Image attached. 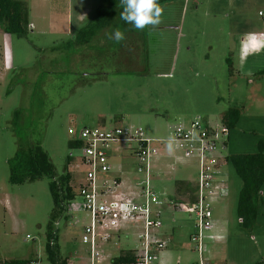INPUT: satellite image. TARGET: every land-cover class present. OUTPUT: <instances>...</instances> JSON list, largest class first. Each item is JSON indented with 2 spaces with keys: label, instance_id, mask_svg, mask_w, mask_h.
<instances>
[{
  "label": "rangeland",
  "instance_id": "374dc122",
  "mask_svg": "<svg viewBox=\"0 0 264 264\" xmlns=\"http://www.w3.org/2000/svg\"><path fill=\"white\" fill-rule=\"evenodd\" d=\"M26 1L31 3L33 20L40 22L43 10L39 1ZM65 1H61L62 5ZM251 2H165L161 4L164 13L158 26L137 31L136 37L123 48L113 50L108 49L109 43L102 37L103 51L88 48L81 55L74 54L71 64L68 62L61 70L54 60L60 62L65 54L58 55L64 48L60 46L73 40L92 19L100 0H74L77 16L86 13L85 20L77 23L74 35L53 37L36 30L25 38L9 34L13 69L7 82L0 85V264L12 259L51 264L46 251L48 224L54 208L50 180L9 182L8 161L17 150L13 123L18 108L28 111L25 115L33 126L32 140L47 151L59 174L63 173L67 157L72 153L68 168L76 188L83 174L78 159L80 151L70 146L73 140L70 128L133 125L142 127L151 138H166L179 125L188 124L196 117L203 118L205 123L220 125V116L230 107H238L242 114L237 125L230 129L224 155L258 151V142L264 140V110L256 103L259 94L255 93L254 85L248 84L247 76L239 74L241 51L234 46L245 16L241 14L246 9L251 16L263 19L258 11L264 12V0ZM38 80L41 83L46 80L42 89L37 90L45 92L46 103L42 113L29 117L28 99L32 84ZM9 85L13 89L7 93ZM117 161L119 164L121 161L124 168L114 169L111 175H121L130 183L128 187L135 186L139 176L135 162L131 159ZM172 162L162 167L167 168V174L163 171L156 176L154 169L152 174L159 194L162 196L167 191L162 203L156 206L162 222L158 236L166 242V246L156 252L157 262L193 264L199 260L196 243L191 239L195 218L181 204L186 198L184 193L194 191L198 170L189 159H179L175 167L170 165ZM220 170V179L228 193L211 200L214 225L206 232L207 262L264 264V203L259 207L254 227H242L237 215L242 180L230 161ZM180 181L183 182L182 193L178 192ZM262 197L264 202V186ZM82 206V197L77 194L54 224L60 255L68 258V264H83L88 256L81 236L90 216ZM141 225L138 222L136 228L127 231L128 237L123 233L119 240H113L111 251L135 247Z\"/></svg>",
  "mask_w": 264,
  "mask_h": 264
},
{
  "label": "built area",
  "instance_id": "2783aa9c",
  "mask_svg": "<svg viewBox=\"0 0 264 264\" xmlns=\"http://www.w3.org/2000/svg\"><path fill=\"white\" fill-rule=\"evenodd\" d=\"M69 133L72 141L79 143L78 159L83 177L77 194L81 195L82 207L90 216V222L84 226L81 236L82 244L88 248L83 264H158L156 252L164 248L166 242L158 236L162 222L161 212L156 206L162 203V196L166 197L167 191L162 196L159 194L153 185L152 174L154 162L162 155L167 156V161H173L170 164L172 167L181 158L191 160L197 167L198 179L194 191L184 193L186 198L182 199L181 206L195 218L191 239L199 253L198 264L210 263L205 256V239L206 232L214 225L211 200L228 193L220 179V169L227 161L224 151L230 134L228 126L222 122L212 125L196 117L188 124L179 125L166 138H151L142 127L133 125L110 128L86 126L70 128ZM169 138H174L171 152L168 149ZM124 151L127 153L124 154ZM119 159H131L139 174L136 189L129 193H121L118 177L111 175L117 165L122 166L121 161L120 164L117 161ZM166 165L169 166L168 162ZM154 172L157 175L155 169ZM138 222L142 223V229L137 232L138 243L135 247L126 248L132 251L134 259L116 261L123 247L116 252L111 251L113 240H119L123 233L128 237L127 231L136 228ZM132 223L135 225H130ZM115 253L118 255L114 257Z\"/></svg>",
  "mask_w": 264,
  "mask_h": 264
},
{
  "label": "trees",
  "instance_id": "16d2710c",
  "mask_svg": "<svg viewBox=\"0 0 264 264\" xmlns=\"http://www.w3.org/2000/svg\"><path fill=\"white\" fill-rule=\"evenodd\" d=\"M171 0H158L161 5ZM123 11L121 0H100L94 16L88 23L82 27L73 40L68 44L61 45L58 55H62L60 62L56 60L59 70L68 62L71 64L72 55H81L88 48H97L104 50L100 46L102 37L108 42V49L123 48L133 37H136L137 31L131 24H126L120 19V13ZM0 24L3 30L15 35L18 38H25L32 30L30 21V8L23 0H0ZM119 28L125 34V40L117 43L109 36L115 29ZM133 33L131 36L130 34ZM130 35V36H129ZM127 42V43H126ZM58 47V46H57ZM107 49V48H105ZM63 50V51H62ZM64 56H66L64 58ZM53 65V64H51ZM61 67V68H60ZM264 76V69L256 73V77ZM46 80H44L45 82ZM40 80L34 81L33 91L29 95V117L37 116L42 113V107L46 103L45 92H38L41 88ZM13 85V81L10 85ZM15 83L14 85H16ZM9 85L8 92L13 89ZM40 106V107H39ZM44 109V108H43ZM22 108H18L14 112V133L17 137V150L15 155L8 161L10 167L9 182L11 184H21L24 182H34L43 178L50 180V190L54 200V208L48 224L46 251L51 264H68V258L60 255V247L57 243L58 236L54 230L55 221L61 218L67 206L77 195V188L72 185L73 175L69 171V163L72 161V155L67 157V162L63 173L59 174L47 151L41 144L32 140L33 126L29 123L27 115ZM28 113V111H27ZM242 110L238 107H230L221 116V122L228 126L229 129L234 128L240 120ZM78 142L72 141L71 147H77ZM242 180V187L239 192L237 202V215L240 225L246 229L253 228L259 215V207L264 203L262 197V189L264 186V140L258 142V151L255 153H239L227 156ZM182 181L177 183L178 192L181 191ZM134 259L132 251L126 249L116 258L118 262H129ZM32 259H12L6 261L5 264H32ZM193 264H198L194 262Z\"/></svg>",
  "mask_w": 264,
  "mask_h": 264
},
{
  "label": "crops",
  "instance_id": "0c3cea01",
  "mask_svg": "<svg viewBox=\"0 0 264 264\" xmlns=\"http://www.w3.org/2000/svg\"><path fill=\"white\" fill-rule=\"evenodd\" d=\"M38 4L42 6V14L40 22L36 23L32 18V6L28 1L25 2L30 8V21L32 32L35 30L41 34H47L53 37H64L71 36L75 33V27L79 26L80 23L85 20L86 13H81L77 16L75 12L74 0H66L65 5H62V0H38ZM250 0V4H251ZM264 7V6H263ZM246 9L245 15L242 20L241 30L239 32L238 38L234 40L235 48L238 47V51H241L239 74H244L248 77V84L254 85L255 93H258L256 97V103L259 107L264 110V76L256 77V73L264 69V12L263 10L258 11V15L263 19L259 20L254 15H250ZM90 12V11H89ZM263 12V15H260ZM8 33L3 30L0 25V85L7 82L9 77V72L13 69V59H11L12 53V41ZM233 53V52H232ZM237 53V52H236ZM238 54V53H237ZM12 68V69H11ZM259 90V91H258ZM241 109V108H240ZM242 110V109H241ZM242 114V113H241ZM167 156L162 155L160 159L154 162V169L157 171V175L163 170V166L166 165ZM122 166H117L116 168L122 169ZM115 168V169H116ZM164 174H167L165 171ZM222 173L220 175V178ZM121 180L119 191L121 193H129L135 190V186H129L130 183L123 180L121 175H117ZM132 183V182H131Z\"/></svg>",
  "mask_w": 264,
  "mask_h": 264
},
{
  "label": "clouds",
  "instance_id": "9594fccd",
  "mask_svg": "<svg viewBox=\"0 0 264 264\" xmlns=\"http://www.w3.org/2000/svg\"><path fill=\"white\" fill-rule=\"evenodd\" d=\"M123 11L120 19L126 24H131L136 30H144L148 26H158L164 13V8L158 0H121ZM117 43L125 40V34L119 28L109 36ZM174 138H169L168 149L173 150Z\"/></svg>",
  "mask_w": 264,
  "mask_h": 264
}]
</instances>
